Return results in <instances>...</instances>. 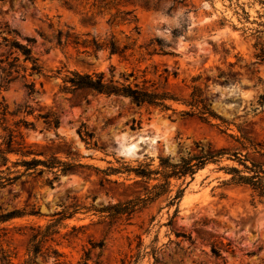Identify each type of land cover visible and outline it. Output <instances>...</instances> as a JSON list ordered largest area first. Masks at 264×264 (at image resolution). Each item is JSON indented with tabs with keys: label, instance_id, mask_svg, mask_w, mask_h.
Here are the masks:
<instances>
[{
	"label": "rangeland",
	"instance_id": "374dc122",
	"mask_svg": "<svg viewBox=\"0 0 264 264\" xmlns=\"http://www.w3.org/2000/svg\"><path fill=\"white\" fill-rule=\"evenodd\" d=\"M92 2L0 1V56H8L1 36L22 43L34 37L32 56L43 69V74L26 78L39 90L34 98L22 87L20 71L13 72L11 76L18 78L1 89L0 100L3 96L8 111L15 112L7 114L6 125L19 129L22 138L17 141L25 146L22 150L32 152L28 158L56 156L73 165L53 187L45 182L52 178L50 173H28L0 191V213L35 206L43 214L0 223V247L12 253V264H23L26 258L30 227L47 224L50 215L63 206L92 203L101 207L143 195L146 184L139 178L112 172L124 164L135 166L152 158L157 165L158 155L177 157L198 139L236 149L264 168V153L244 148L253 144L264 149V0H182L171 13L138 4L119 6L132 10L136 21L116 25L107 20L117 8L99 12ZM56 29L89 37L113 33L125 40L130 36L138 45L159 38L175 55L145 54L142 62L129 63L117 56L109 58L107 52L61 47L42 38L41 34L51 37ZM14 55L19 56L18 64L23 63V56L16 52L8 60ZM111 63L116 66L115 77L132 67H147L146 76L159 90L180 98L188 97L191 85H199L211 108L228 124L182 115L180 111L187 107L180 103H173L174 112L161 111L113 96L97 95L85 103L58 91L69 70L104 71L108 77ZM24 65L29 67L30 62ZM6 74L0 69V84ZM25 105L32 113L24 112ZM49 109L60 118L56 129H48L37 117ZM20 118L34 127L16 128L14 123ZM79 129L92 133L97 146L82 141ZM5 135L0 126V136ZM9 158L14 161L20 156L9 154ZM225 165L237 163L226 159L187 176L185 182L172 180V195L178 186L185 188L174 217L176 205H167V195L131 216L114 219L82 209L58 225L50 243L70 264H122V259L126 264L134 256H140L137 264H264V198L246 186L225 183L230 175L218 169ZM92 243L102 247L92 248ZM213 247L222 257L213 254ZM152 249H157V261ZM40 264H52V260Z\"/></svg>",
	"mask_w": 264,
	"mask_h": 264
},
{
	"label": "trees",
	"instance_id": "16d2710c",
	"mask_svg": "<svg viewBox=\"0 0 264 264\" xmlns=\"http://www.w3.org/2000/svg\"><path fill=\"white\" fill-rule=\"evenodd\" d=\"M28 1L34 3L35 0ZM178 3H182V0H93L91 6L98 9L99 12H103L111 7L117 8V11L107 20L111 25H116L119 23H132L136 21V17L132 14V10L119 9V6L125 7L127 5L138 4L148 9H166L168 13H171L175 10ZM49 26L52 28L51 24ZM134 29L138 30V27L135 26ZM15 34L17 33L15 32ZM41 36L49 42L55 41V43L61 47L67 45H73L74 47L82 46L86 50L90 49L92 53L96 54L98 51L107 52L109 58L117 56L120 61L129 63L133 61L137 63L142 62L145 60V54L150 57L154 54L175 55L173 51L167 49L169 44L159 38H153L150 39L147 44L138 45L136 44V40L131 39L130 36H125V40H122L113 33L105 37H89L88 33L79 34L71 30L63 31L62 29H56L51 37L44 34H41ZM1 38L3 45L7 48L8 56L16 52L23 56V63H17L19 59L18 55H14L10 61L8 60V56L6 58L0 56V64H4L0 65V69L7 73L3 79L4 83L0 84V91L2 88H6L9 82L18 78V75L11 76L12 73H19L20 71L22 87L25 89L28 97L34 98V95L39 94V90L36 88L34 81H27L26 78L34 74H43L42 67L38 64L36 58L32 56L31 46L35 43V38L27 37L25 43L20 42L15 37L3 35ZM26 62H30L29 67L24 65ZM115 70L116 66L112 63L108 67V77H106L104 71L88 72L77 69L69 70L62 78V82L58 86V91L67 95V99H77L85 103H89L91 98L97 95L106 97L113 96L117 98H127L138 107H154L159 108L161 111L172 110L174 112L176 110L173 107V103H180L187 107V109L180 111L182 115L197 116L205 121L218 119L221 124H228L224 118L211 108V102L204 96V91L199 85H191V91L188 97L180 98L168 90H159L158 87L154 85L153 81L146 76L147 67L142 70L132 67L127 72H119L118 77L114 75ZM56 73L58 74L59 70H56ZM199 77V75L192 77V80L195 81L199 79ZM4 102V98L1 96L0 126H2V129L6 132V135L0 136V138H2L0 142V191L11 186L20 179V177L28 173H37V175H41L44 172L50 173L52 178H47L45 182L53 187L54 181L59 180L60 175L66 174L73 165L62 161L56 156L43 159L36 157L28 158L32 152L30 149L23 151L22 148H25V146L17 141V138H22L21 132L19 129H12L6 125L7 114L14 115L15 112H9L8 106ZM28 108L29 106L25 105L24 112L26 114L32 113ZM37 117L42 119L48 129H56L60 124L58 114L52 109L38 113ZM14 124L16 128L21 126L25 128L34 127L32 122L24 118H20ZM78 133L82 141L86 144L89 145L92 143V133L83 129H79ZM243 138L246 137L244 136ZM238 140L239 139H236V141ZM92 145L97 146L96 142H93ZM251 147L256 152L264 153V149L261 146L251 144L250 147H247L244 145L245 149ZM9 154H17L20 158L11 161ZM157 158V165H154L153 159L149 158L148 161L140 162L135 166L124 164L120 168L112 169V172L115 173H126L128 176L133 174L134 177L143 181L146 184L143 195L101 207L92 203L89 205L72 203L52 213L50 215L52 219L47 224L31 226V233L26 247V258L23 264H40L41 261L47 262L50 260H52V264H70L62 259V252L55 248L50 242L54 241L53 235L58 232V225L63 220L72 218L82 209L93 211L94 214L102 217L114 219L123 215L131 216L133 213L144 209L147 205L156 201L163 195H167L169 199L167 205H176L172 217L176 216L178 213V203L183 197L185 188L181 187V185L178 186L175 193L172 195V180L182 179L183 182H185L187 176L193 177L195 173L204 169L207 165H219L226 159L236 162L237 165L218 167V169L230 175L228 179L224 180L225 183L246 186L260 199L264 198L263 166L249 160L245 154H242L236 149L231 150L228 147H217L211 141L197 139L193 140L192 144L186 148L185 151H181L177 157L171 155H158ZM9 163H11L15 169H13ZM151 182L154 183L151 184ZM24 216L40 217L43 216V214L35 206L31 207V209L15 208L7 212H1L0 223ZM171 222L172 218L169 223ZM176 235L186 237L184 233L176 232ZM188 239H190L189 236ZM95 247L101 248L102 245L92 243V248ZM212 252L216 257H222L220 251L215 247L212 248ZM152 254L155 261H157V249H152ZM85 256L86 261L89 252H86ZM139 257L140 256L132 257L126 264H137ZM125 262L126 259H122V264H125ZM0 264H12V253L3 247H0ZM84 264H86V262Z\"/></svg>",
	"mask_w": 264,
	"mask_h": 264
}]
</instances>
